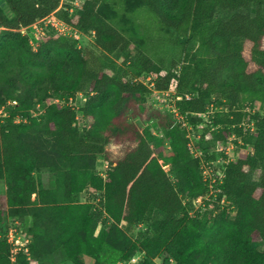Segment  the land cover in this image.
I'll list each match as a JSON object with an SVG mask.
<instances>
[{
	"label": "trees",
	"instance_id": "1",
	"mask_svg": "<svg viewBox=\"0 0 264 264\" xmlns=\"http://www.w3.org/2000/svg\"><path fill=\"white\" fill-rule=\"evenodd\" d=\"M3 4L12 19L4 15ZM69 9L62 0H0V27L5 28L0 30V109L11 99L1 94L12 97L16 90H4L11 73L46 81L44 96L51 92L49 97L60 101L19 98L10 116L0 120V179L6 184L5 194H0V224L9 209L20 225L25 217L31 219L21 226L31 238V260L20 253L16 264H39L53 246L61 247L74 264L84 255L97 264L121 258L125 260L117 263L125 262L135 247L130 249L124 230L155 211L162 219L155 232L141 240L146 259L153 261L163 252V264L170 259L174 264H264V174L259 185L247 181L248 172L264 161V0H84L78 13ZM217 9L232 16L216 20ZM53 12L91 35L104 55L85 58L76 40L59 35L43 37L33 50L28 36L12 30ZM137 27L144 28L143 37ZM166 30L198 43L180 64L169 68L150 55ZM118 51L134 53L121 62L129 73L109 58ZM107 67L116 70L113 75L104 70ZM151 73L157 75L158 90L175 85L180 95H190L175 106L193 126L203 122L199 115L212 97L229 110L213 115L212 124L221 126L210 131L207 125L202 141L225 140L235 133L243 118L232 111L237 102L255 107L248 114L255 133L242 138L244 144L219 186L220 196L233 205V216L227 209L189 214L194 200L208 188L184 130L170 113L151 106L148 89L136 81ZM83 79L89 80V87L81 108L84 123L78 126L77 114L67 103ZM37 105L43 110L39 118L32 112ZM18 115L22 121L16 123ZM135 120L151 124L141 131ZM151 128L160 129L163 136ZM166 141L170 151L163 164L170 166L169 172L156 156ZM110 142L125 145L121 157L109 156ZM99 155L112 166L104 181L94 172ZM42 170L54 174L49 188L36 176ZM84 190L102 191L101 207L78 202L76 196ZM6 228L4 233L0 229V264H11Z\"/></svg>",
	"mask_w": 264,
	"mask_h": 264
},
{
	"label": "rangeland",
	"instance_id": "2",
	"mask_svg": "<svg viewBox=\"0 0 264 264\" xmlns=\"http://www.w3.org/2000/svg\"><path fill=\"white\" fill-rule=\"evenodd\" d=\"M77 1L80 5L83 3L84 0H62L63 4H70V8L73 9L74 13H78L79 8L77 6L74 5L73 2ZM1 10L3 11L4 15L8 18V19H12L13 18V14L11 13L10 9L6 6V5H2L1 6ZM232 16V13L228 10H224V9H217L215 12V19L219 20V19H228L229 17ZM164 32V33H163ZM160 35V37L157 39L158 44L156 45L157 47H153V49H151L150 51V55L152 56L153 60L155 62H159L160 60H162L164 62L165 68H169L171 66V64L176 63V64H180L183 60V57L185 56V54L189 53V52H193L194 50L197 49L198 47V43L195 41L189 42L187 40V38H185L184 36L178 35L175 32H173L172 30H166L163 31ZM137 34L140 37H143L144 34V28L142 27H137ZM78 46L80 47V50L82 52V55L85 58H89V56H103L104 53L103 51L98 47V45L95 43V41L93 40V37L91 35H83L81 37V39L79 41H77ZM134 53L133 52H127L126 54H123L121 52H115L113 54H111L109 56V58L111 60H113L116 63V68H122L121 67V62L122 60L126 57V56H132ZM14 59V58H13ZM16 61V58L14 60V62ZM14 67H19L18 65L14 66ZM109 75H113V73L116 71L114 69H111L110 67H107L104 69ZM122 72H127L129 73V71H127V68L124 67V70L122 68ZM129 75V74H128ZM46 82V81H45ZM44 81H34L33 79L30 80L27 77H24L22 75H19L17 73H14L10 75V79L8 82V86H4V90L10 91L13 87L16 88L15 91H13V96L9 97L7 96V94H1L2 98H11V99H16L18 101L19 98H29L32 99V101L37 102V101H43L44 103H51L53 100L52 99L50 93H47L46 96H44V90H45V83ZM88 87H89V80L88 79H83L79 90L76 94V96L74 97L73 101H72V107L74 108L77 116H78V126H82L83 122V118H82V112H81V108L83 106V103L85 101L86 95H87V91H88ZM169 90H171L172 92L175 91V85H172ZM44 96V97H43ZM147 96L149 97V94H147ZM43 98V99H42ZM39 102V103H41ZM42 102V103H43ZM150 102H152V100L150 99ZM244 102V101H243ZM213 103V106L216 108L213 115L215 116L216 112L219 113H227L229 112V110L227 108L224 107H219L216 105L215 102V97H212L208 102L207 105ZM227 109V110H226ZM252 109H254V107L250 104L247 103H242V102H237L234 107H232V111L234 112H241L243 115V119L244 120H249L248 114L251 115L252 113ZM251 111V113H250ZM33 112V116H41V113L43 112L42 108L39 107L38 105L34 107V109H32ZM167 112V111H165ZM247 114V115H245ZM5 113L2 112L0 113V120H4L5 118ZM134 119H132L133 122ZM136 126L140 128V130L142 131L146 125L151 124V121L149 122H143V121H134ZM224 125V124H223ZM221 126V125H220ZM223 127V126H222ZM246 126H242V127H234V132L235 134H241V138L247 137L248 133L246 131ZM152 130L156 133V134H162L160 129L157 128H152ZM209 145V143H208ZM125 145L120 144V143H116V142H110L109 144L106 145V150L109 154L110 157L112 158H119L121 157L124 152H125ZM160 153L157 154V159L161 160L160 162L163 164L164 163V157L167 156V154L169 153L170 149L166 146V143L164 142V144L159 148ZM169 168L170 166H168V168H166V171L169 172ZM112 169V166L108 163V161H106V159L102 156L99 155L96 157V160L94 162V172L96 174L97 177H99L101 180H105L108 176V173L110 172V170ZM264 174V161L263 164L257 168V169H253L250 170L248 172L247 175V181L250 184L253 185H259L260 184V180L262 178ZM39 176L41 184L45 187V188H49L51 186V182L54 179V174L49 172L48 170H42L40 171L38 174L36 173V176ZM6 192V184L4 179H0V194H5ZM101 195H102V191H96L94 193L92 192H88L87 190L82 191L81 193H79L76 196V200L78 202H85L86 200L88 202H90L91 204H94L93 207L98 208L101 207V205L99 206V200H101ZM32 198H34L32 196ZM13 215V210L9 209L5 212V216L3 218L2 223L0 224V229L1 232L4 233L5 230V225L7 226L8 224H11L14 220V218L12 217ZM162 219V215L155 211L153 212L152 216L141 223L138 224H134L132 225L129 229H125L124 233L128 236L129 240L131 241L130 244V249L132 248V246L135 247V251L133 253L136 254V257H139L138 263L137 264H163L167 254L166 253H160L158 255V257H156L153 261H151L150 259H146L145 253L142 252L141 250V240H143L145 237H150L155 230L157 229V222L159 220ZM21 226L25 227L28 226L29 224H31V219L29 217H25L23 219V221L21 220ZM3 225V227H2ZM2 227V228H1ZM137 248V249H136ZM256 248L258 250H262L263 246L261 243H256ZM128 249L126 251L129 252ZM78 261L79 264H97L96 261L94 259H92L91 257L88 256H79L78 257ZM125 259L121 258L118 261H124ZM114 262L112 264H118L117 262ZM74 264L72 261L67 260L65 257V253L64 250L61 247H56L53 246L48 253L46 254L45 259L39 260V264Z\"/></svg>",
	"mask_w": 264,
	"mask_h": 264
},
{
	"label": "built area",
	"instance_id": "3",
	"mask_svg": "<svg viewBox=\"0 0 264 264\" xmlns=\"http://www.w3.org/2000/svg\"><path fill=\"white\" fill-rule=\"evenodd\" d=\"M73 3L79 9H81L82 4L80 5L77 1ZM69 12L73 13V9L70 8ZM2 29L5 28L0 27V30ZM12 30L19 32L23 36H28L29 43L33 50H36L40 43V40L48 35L65 36L76 41H79L84 35L75 27L67 24L62 19H60L54 12L28 26H22ZM156 79L157 75L151 73L142 75L141 77L137 78L136 81L140 82L148 89V102L151 104V106L155 109L161 110L162 112L167 111L168 113H170L172 115V118L184 130V136L187 139L188 150L193 158L199 161L202 182L208 188V191L205 195L199 196L194 200V210L189 214L194 215L196 211L202 212L204 210H212L213 214H217L219 211L227 209L228 211H230V215L233 216V205H231V203L225 198V196H220L221 189L219 186L223 183V180L226 177V172L229 164L231 162H234L237 157L235 155L236 150L244 144L241 136H237L235 133H232L225 140L207 138L202 141L203 130L205 127H207V125L210 126V131H218V128L220 127L218 125L212 124L213 113L216 109L213 106V103L208 104L205 112L199 115L203 119V122L199 125L193 126L189 123L186 116H183L178 112L175 106L176 101L183 98L189 99L190 95H180L177 92L176 88L174 92L169 89L158 90L155 87ZM77 92L75 93V96ZM74 97L70 98L67 103L69 106H71V108H73L72 101ZM150 99L152 100V102H150ZM54 102L60 101L56 99L54 100ZM17 105L18 102L16 99H9L0 109V113L4 112V116L9 117V110L14 109V107H16ZM254 111L255 107L254 109H252V113H254ZM78 119L79 118L77 116V120ZM21 121L22 118L19 115L14 118V122L16 123H19ZM237 126H246V131L249 135H253L255 133V122L253 119L244 120L242 118L241 122ZM151 131L157 136H163V134H156L152 130V128ZM165 143L166 146L170 149L169 142L166 141ZM246 146L248 148V145ZM249 153H252V151H249ZM160 161L161 160H159V163L166 171L168 165L162 164ZM4 237L10 245L9 258L11 264H16L17 257L20 253L25 254L29 261L31 260V256L28 250V244L31 241V238L28 235L27 231L21 227L18 220H15L11 224L7 225ZM138 260L139 257H136V254H134L127 261L119 262L118 264H137ZM169 262V264H174L173 259H170Z\"/></svg>",
	"mask_w": 264,
	"mask_h": 264
}]
</instances>
